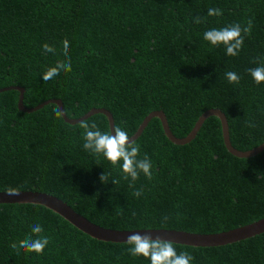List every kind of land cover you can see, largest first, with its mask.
Segmentation results:
<instances>
[{"label":"trees","instance_id":"16d2710c","mask_svg":"<svg viewBox=\"0 0 264 264\" xmlns=\"http://www.w3.org/2000/svg\"><path fill=\"white\" fill-rule=\"evenodd\" d=\"M210 8L222 15L209 16ZM197 16L203 23H195ZM249 19L252 32L237 56L203 38L211 28L244 26ZM44 43L56 51L45 52ZM68 58L71 72L43 81L46 68ZM261 65L264 0H0V193L12 188L53 196L115 231L219 235L253 225L264 219V151L247 159L231 155L217 117L183 147L152 119L136 143L153 176L141 172L130 187L119 165L83 148L79 125L56 118L58 106L23 113L20 92L4 90L24 89L30 109L61 100L71 120L106 110L130 139L159 112L173 135L186 139L204 113L218 109L232 145L251 151L264 143V83L256 84L248 69ZM227 71L240 82L229 83ZM87 122L110 132L102 115ZM105 172L107 184L100 180ZM36 224L50 238L44 253L13 249ZM128 247L92 240L44 207L0 206V264H150ZM176 247L194 257L191 264H264V234L221 248Z\"/></svg>","mask_w":264,"mask_h":264},{"label":"clouds","instance_id":"9594fccd","mask_svg":"<svg viewBox=\"0 0 264 264\" xmlns=\"http://www.w3.org/2000/svg\"><path fill=\"white\" fill-rule=\"evenodd\" d=\"M209 16L222 15V9L210 8ZM196 24L203 23V20L197 16ZM253 21L249 19L246 25L242 26L239 23L232 24L221 28H211L203 33L205 41L210 42L212 46L223 45L226 50V55L237 56L244 45V36L250 35L252 32ZM63 54L67 58L69 43L67 39L63 42ZM45 52L54 53L56 50L48 43L42 45ZM72 63L70 58L65 61L58 62L54 67L46 68L42 78L48 82L59 76L61 72H71ZM252 79L256 84L264 83V65L248 69ZM229 83L238 84L240 82L239 75L234 71L225 73ZM63 112L61 109L55 110L56 118H61ZM83 131V148L99 157L103 156L113 166L119 165L123 173L124 179L130 178V187H133L135 181L139 179L142 172L149 180L152 179V163L147 154L143 158H138L140 155V145L135 141H131L125 129L121 126H116L111 132H102L95 122L89 124L87 121H82L79 124ZM122 162V163H121ZM109 172H105L100 176L101 182L107 184L110 177ZM115 185L119 181L112 179ZM9 194H17L15 189L9 188ZM134 196L142 195V189H137ZM167 219V218H165ZM30 235L18 243H12L11 247L19 252L23 249L28 253L43 254L45 248L50 243L48 236L42 235L44 229L41 225L32 226ZM126 243L129 247L127 252L136 257L142 256L150 260V264H191L194 257L187 251L178 252L175 241L163 239L160 236L153 238L150 234L141 235L139 233L131 234L127 237Z\"/></svg>","mask_w":264,"mask_h":264},{"label":"water","instance_id":"95a60500","mask_svg":"<svg viewBox=\"0 0 264 264\" xmlns=\"http://www.w3.org/2000/svg\"><path fill=\"white\" fill-rule=\"evenodd\" d=\"M8 90H16L20 92L18 108L23 113L31 114L33 112H36L44 108L45 106L49 104H55L56 106H58L59 109L62 110L63 112L62 119L67 125L78 126L80 122L82 121H88L97 115H102L106 117L109 121L110 132L113 131V134H115L113 116L106 110H92L89 114H87L86 116H84L83 118L79 120H71L66 115L64 104L61 100H50L42 104L41 106L30 109L24 105V89L15 87V88L5 89L4 91H8ZM1 92L3 91H0V93ZM212 116H215L218 119H220L222 123L224 143H225V146L228 152L231 155L237 158H240V159H247V158H252L260 154L262 151H264V143L251 151L237 150L232 145L231 140H230L228 120L225 114L221 110H218V109H212L204 113L199 118L192 133L186 139H182V140L177 139L169 129V124L167 122L165 114L162 112H159V113L150 115L145 120V122L143 123L138 133L135 134V136L132 137L130 140L135 141V142L139 140L142 137L149 122L152 119L157 118L161 121L164 127L165 135L167 139L174 145L183 147V146L189 145L192 141L196 139L205 121ZM3 205L4 206L5 205H11V206L12 205H18V206H22V205L31 206L32 205V206L44 207L48 211H51L55 215L64 219L66 222L71 224L77 231H79L80 233L84 235H87L90 239L101 242V243H107V244H116V245L127 244L126 240L129 235L139 233L141 235L150 234L153 238L160 236L163 239H170V240L175 241V244L178 246L208 249V248H221V247L234 245L237 243H241L247 240L254 239L255 237H258L264 234V219L259 222L254 223L253 225L239 228L237 230L219 234V235H195V234H189L185 232L169 231V230L129 231V232L108 230V229L101 228L91 223L86 218L76 213L70 206H68L66 203L59 200L58 198L49 196L46 194L36 193V192H17V194H9V192L0 193V206H3Z\"/></svg>","mask_w":264,"mask_h":264}]
</instances>
